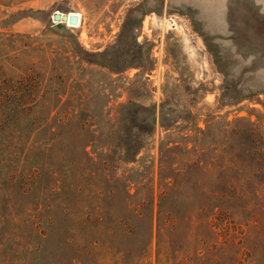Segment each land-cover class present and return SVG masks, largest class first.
<instances>
[{"label":"rangeland","instance_id":"1","mask_svg":"<svg viewBox=\"0 0 264 264\" xmlns=\"http://www.w3.org/2000/svg\"><path fill=\"white\" fill-rule=\"evenodd\" d=\"M260 130L264 0H0V264H264Z\"/></svg>","mask_w":264,"mask_h":264},{"label":"water","instance_id":"2","mask_svg":"<svg viewBox=\"0 0 264 264\" xmlns=\"http://www.w3.org/2000/svg\"><path fill=\"white\" fill-rule=\"evenodd\" d=\"M54 20L57 22H68L70 24H79V16L76 13L65 14L61 12H56L54 14Z\"/></svg>","mask_w":264,"mask_h":264},{"label":"trees","instance_id":"3","mask_svg":"<svg viewBox=\"0 0 264 264\" xmlns=\"http://www.w3.org/2000/svg\"><path fill=\"white\" fill-rule=\"evenodd\" d=\"M137 24H138V22H137ZM133 36H137V32L135 31L134 32V34H133ZM155 122L154 121H152V124H154ZM163 125V124H162ZM234 134H236V133H234ZM258 136L261 138V139H263V136H264V132H263V130H260L259 132H258Z\"/></svg>","mask_w":264,"mask_h":264},{"label":"built area","instance_id":"4","mask_svg":"<svg viewBox=\"0 0 264 264\" xmlns=\"http://www.w3.org/2000/svg\"><path fill=\"white\" fill-rule=\"evenodd\" d=\"M171 22H173V24L176 26V22H175V20L173 21V19H172V21ZM68 23V22H67ZM69 25H74V24H70V23H68Z\"/></svg>","mask_w":264,"mask_h":264},{"label":"bare ground","instance_id":"5","mask_svg":"<svg viewBox=\"0 0 264 264\" xmlns=\"http://www.w3.org/2000/svg\"><path fill=\"white\" fill-rule=\"evenodd\" d=\"M79 16V20L81 19L80 14L76 13ZM81 21V20H80ZM80 23V22H79Z\"/></svg>","mask_w":264,"mask_h":264}]
</instances>
